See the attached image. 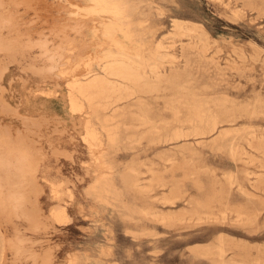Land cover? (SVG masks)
<instances>
[{
  "label": "rangeland",
  "instance_id": "obj_1",
  "mask_svg": "<svg viewBox=\"0 0 264 264\" xmlns=\"http://www.w3.org/2000/svg\"><path fill=\"white\" fill-rule=\"evenodd\" d=\"M4 1L12 27L0 32L6 45L0 52V128L28 140L37 154L29 212L40 227L0 211V264H45L49 255L51 264H264V0H137L145 44L162 41L169 55L160 64L163 80L141 98L149 123L138 115L135 98L116 107H126L127 116L111 123L119 124L120 142L107 147L114 194L104 198L90 192L94 152L82 139L80 117L69 113V77L58 68L68 64L67 55L74 62V52L85 56L107 44L79 42L68 51L67 40L81 28L44 5L53 0ZM173 18L199 26L175 34ZM193 100H201L211 120L185 121ZM227 106L234 111L225 112ZM133 176L135 190L127 182ZM59 208L62 221L52 217ZM21 245L38 256L22 259Z\"/></svg>",
  "mask_w": 264,
  "mask_h": 264
},
{
  "label": "bare ground",
  "instance_id": "obj_2",
  "mask_svg": "<svg viewBox=\"0 0 264 264\" xmlns=\"http://www.w3.org/2000/svg\"><path fill=\"white\" fill-rule=\"evenodd\" d=\"M36 1L38 2V0H35V2ZM41 1L45 2V0H41ZM83 2H77V1H74V0H67V2H64L62 0H53V2L52 1L45 2L46 4H44V5L45 6L46 5H50V7H52V6H53V8L55 7L56 10L64 11V13L62 12V13L58 14V16H60V19L62 20V22H63V20H65L64 22L67 23V24H70V23L73 22L74 25H76L79 28H81V31H80L79 35H76V36L74 35V37L71 40H67L68 47H66V48L68 49V51L72 52L77 47L79 42L86 43V42L90 41L91 42L90 43V48H91V44H107L105 47L101 48L99 51L95 50L94 52L87 53L85 56H82L81 54H75V52H74V55L77 58L76 60H74V62H71L69 60V56L67 55L66 57H67V63L68 64L65 65V66L61 65L58 68V73L60 75L65 76V77L66 76L69 77L68 80H67V83H66L67 91H66L65 100H64V101H66L65 103H66V105L68 107L69 113L72 116L77 114L80 117L79 119H80L81 126H82V134H81L82 135V139L87 144L89 150L91 152H94L93 160H94V163H95V166H96V169H95L96 173H95L94 178H93V183H91V187H89L90 188V192H93L98 198H102V197L104 198V196H103L104 194L105 195L106 194L107 195H113L114 194L113 180H112L114 165H113L112 162L108 161L109 159L108 160L106 159L107 158L106 157L107 156V153H106L107 147L108 146L109 147H113L115 144H117V142L119 141V138H120L119 124L113 125L111 123H112L113 118L116 117V116H121V117L127 116V113H126L127 111L125 112V110H124V109H126V107L124 109H121L120 111L118 110V112H116V110H117L116 107H118L117 105L120 102H123V101H127L128 102V101H131L132 99L135 98L134 102H136V100H138L140 102V103L138 102L140 104V105L138 104L139 105L138 108H139V111H140V114L138 113V115H140V117H141L143 122L145 121V122L149 123V121H150L149 115L147 116V111L145 112V109L143 108V104H141V103H143L142 102L143 99L141 100V98H143L142 95H144V94H148V93L154 92L155 87L157 85V82H160V81L163 80V75L161 74L162 66L160 64H161L163 58H165L169 54L167 53V51L164 50L165 45H163L162 41L156 42L153 46H147V44H145L146 43L145 41L147 39L146 38L147 31H146L145 27L142 26L141 20L138 21L136 19L137 18L136 13H138V12H136L137 9H138V6H137L138 1L137 0H83ZM27 3H25V4H27ZM143 3H144V1H143ZM4 5H6L5 1L4 0H0V14L2 13L3 15H5V16H1V17L6 20L7 15H9V11L7 10V12H6L4 10ZM157 10H158V8H157ZM8 22H10V21H8ZM90 22H92V23H90ZM60 26L62 27L63 25H60ZM173 26H174V32L173 33H175V34L180 33V34L186 35V34H190L191 32L196 31L199 25L198 26L187 25V24L183 23V20H178V19H174L173 18ZM61 27H60V29H61ZM83 27H85V28L82 31ZM66 29H67V27H66ZM75 29H76V27H75ZM56 30H58V29H56ZM58 32H60V31H58ZM65 32L68 34L67 31H65ZM62 35H64V34H62ZM199 35L203 36V35H205V33H203L201 31V33H199ZM199 35H196V36H199ZM44 40H45L44 38H43V40L40 39V42H42ZM208 41H209V39H208ZM96 47H95V49H96ZM98 48L99 47H97V49ZM62 49H64V48H62ZM61 51H63V50H61ZM85 53H86V51H85ZM60 54H62V53H60ZM61 57L59 56V58H61ZM52 62H53V60H52ZM162 65H163V63H162ZM53 69H51V70H53ZM46 71H48V70H46ZM205 86H207V85H205ZM58 99H62L63 100V97L62 98L58 97ZM193 101L195 102L196 100H193ZM198 101L199 100H197L196 102L198 103ZM224 102H226L225 99L223 100V103ZM197 103H195V104L192 103L194 106H193V108H191L192 109L191 113L189 112L190 116L188 115L189 117L187 116V119L185 120V121L190 122L192 125H194V124H202V123H204V122H206L208 120H211L210 118L213 116V115L212 116L209 115L210 113L208 114L207 112H205L204 107L202 108L201 104H199V103L197 104ZM218 103H220L221 105L223 104L221 102H218ZM218 103L216 105H218ZM126 104L128 105L129 103H126ZM203 104H206V103H203ZM130 105H131V103H130ZM182 105H183V103H182ZM221 105H219V106H221ZM234 106H232L233 108H230L229 106H227V108H226L227 111H225V112H228V109H230L228 113H232V111H234L233 110ZM248 107H246V109H249ZM251 107H253V106H251ZM255 107H256V105H255ZM108 108L109 109L113 108V112L110 115H108L106 113L103 114L102 111H104V110H106ZM188 108H189V106H188ZM243 109H245V108H243ZM208 110H209V108H208ZM249 111L251 112L252 110H249ZM258 111H260V110H258ZM245 112H246V110H245ZM247 112H248V110H247ZM133 114L136 117V114L135 113H133ZM246 115H247V113H246ZM248 115H252V114H248ZM132 117L133 116H131V118ZM217 117H219V116H217ZM226 118L228 119V117H226ZM118 119H121V118L118 117ZM216 120L212 119L213 127H215V125L217 123ZM138 126H139V124H138ZM195 126H197V125H195ZM179 129H181V128H179ZM157 132H158V130H157ZM198 132H200V131H198ZM250 132H251V130H250ZM154 133H156V132H154ZM246 135L248 136V134H246ZM219 139H220V136H219ZM247 141H249V140H247ZM159 144H160V142H159ZM259 144L260 145L263 144V139L259 140ZM222 145L224 146L225 144H222ZM225 146H227V145H225ZM234 147L236 148L235 145H234ZM168 148H170V147H168ZM166 151H167V149H166ZM231 151H230V153L232 154ZM256 151L258 152V150H256ZM236 152H237V150H236ZM236 154H238V153H236ZM191 155H192V153H191ZM143 163H144V161H143ZM125 168H126V166H125ZM128 169H131V168L129 167ZM131 170H129V171H131ZM129 171H128V174H130ZM131 174H132V172H131ZM131 174H130V176L133 175V174L132 175ZM126 175H127V173H126ZM126 175H124V176H126ZM127 179H128V177H127ZM227 179L226 180L229 181L228 184L233 183V181H234V180H232V175H230V174L227 175ZM139 181H140V179H139ZM145 181H147V180L145 179ZM159 181H161V180H159ZM127 182H129V184L132 185V187H134V190L136 188L137 189L139 188L138 178H134V176H133V178L131 180L129 179V181H127ZM162 183H163V181H162ZM256 184H258V183H256ZM145 185H146V187L148 186V188H146L145 190L151 189L150 188L151 186L149 187V184L148 185L145 184ZM145 185H142V186H144V188H145ZM241 186L242 185H240V187ZM61 189H64V188H61ZM68 190H69V188H68ZM68 190L66 192H68L69 195H70V192ZM140 190H141V187H140ZM140 190H138L139 193L141 192ZM51 191L54 194V196H57L58 190H57V188L54 185H52ZM143 191H144V189H143ZM105 199H108V198H105ZM60 207H62V206H60ZM153 213H152V215H154ZM197 213H198V211H197ZM145 214L147 215V213H145ZM148 214H149V212H148ZM156 214L154 215L155 217H156ZM64 215H65V213L60 208L56 209V210H54L52 212V217L55 220H57V221H60V220L62 221L64 219ZM157 216H158V214H157ZM170 216H171V214H170ZM67 217H69V216H67ZM162 218H164V217H162ZM167 218H166V220H167ZM178 218H179V216H178ZM248 223H249V221H248ZM1 237H0V240H1ZM0 242H2V241H0ZM0 251H1V249H0ZM219 252H220V250H219ZM219 252H218V256L220 258H222L224 256V254L222 253V255H223L222 256ZM224 252H225V250H224ZM0 255H1V252H0ZM255 261H257V259ZM69 262H70V260H69ZM70 264H73V263L70 262Z\"/></svg>",
  "mask_w": 264,
  "mask_h": 264
},
{
  "label": "clouds",
  "instance_id": "obj_3",
  "mask_svg": "<svg viewBox=\"0 0 264 264\" xmlns=\"http://www.w3.org/2000/svg\"><path fill=\"white\" fill-rule=\"evenodd\" d=\"M4 10L7 12V5H4ZM11 27L12 24L0 17V32ZM5 50L6 45L0 41V52ZM37 162V154L28 140L0 128V211L23 216L40 227L39 219L29 212L32 174ZM19 251L22 259L38 256L27 245H21ZM45 264H51V255Z\"/></svg>",
  "mask_w": 264,
  "mask_h": 264
}]
</instances>
